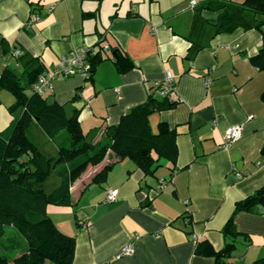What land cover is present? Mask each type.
I'll list each match as a JSON object with an SVG mask.
<instances>
[{
    "label": "crops",
    "instance_id": "0c3cea01",
    "mask_svg": "<svg viewBox=\"0 0 264 264\" xmlns=\"http://www.w3.org/2000/svg\"><path fill=\"white\" fill-rule=\"evenodd\" d=\"M196 8L190 0H0V72L15 69L24 85L35 60L45 71L76 48L109 46L90 78H56L46 95L78 108L82 131H96L94 142L106 125L149 95L162 98L155 86L166 71L172 77L167 98L174 104L148 120L153 132L160 122L175 131L174 162L160 158L146 174L131 158L107 151L72 183L70 206H47L55 226L74 237L72 264H213V257L194 252L196 242L205 240L215 250L230 242L221 230L234 203L264 185V71L249 61L260 47L261 31L237 27L213 33L218 16L225 18L230 7L224 14L202 9L198 19ZM32 15L40 19L26 27ZM189 39L204 44L191 59ZM110 48L125 54L131 66L119 70ZM14 101L0 88L4 135L13 124L8 109ZM233 125L241 126L240 137L223 147V132ZM106 165L111 167L106 179L93 183ZM109 189L116 191L115 199L105 202ZM234 225L239 235L227 262L264 258V211L238 212ZM126 244L133 253L117 256Z\"/></svg>",
    "mask_w": 264,
    "mask_h": 264
},
{
    "label": "trees",
    "instance_id": "16d2710c",
    "mask_svg": "<svg viewBox=\"0 0 264 264\" xmlns=\"http://www.w3.org/2000/svg\"><path fill=\"white\" fill-rule=\"evenodd\" d=\"M228 6L231 12L225 18L218 16L213 33L229 32L237 27L259 29L261 44L249 61L264 71V0H243L238 5L201 2L194 11L195 18H199L197 14L202 9H224V14ZM199 27L204 28L202 24L195 29ZM189 40L187 59L204 47L199 40ZM101 46L89 57L92 67L102 59ZM110 49L119 70L131 66L125 54L116 48ZM23 56L16 58L19 60ZM34 62L35 67L26 74V85L31 87L43 71L41 64L37 60ZM26 85L15 69L5 66L0 72V88L15 98L8 109L13 117L12 127L5 135L0 133V264H72L74 237L55 226L46 212L47 206H70L72 183L87 166L99 164L107 151L118 158H131L146 174L153 172L160 158L174 162L177 154L175 131L160 122L153 132L148 120L152 112L169 108L174 102L167 97L158 99L149 95L145 102L121 115L116 124L106 125L103 136L94 142L96 131H82L78 108L47 100V94L40 95L32 88L27 92ZM260 98L264 102V90ZM33 128L40 131L44 140L34 136ZM110 168V165L104 166L93 176L92 182H103ZM257 208L264 211V185L234 203L221 230L230 242L215 250L207 241H197L194 252L213 257V264H231L226 259L236 249L235 238L239 235L234 216ZM75 222L81 225L77 218ZM249 264H264V258Z\"/></svg>",
    "mask_w": 264,
    "mask_h": 264
},
{
    "label": "built area",
    "instance_id": "2783aa9c",
    "mask_svg": "<svg viewBox=\"0 0 264 264\" xmlns=\"http://www.w3.org/2000/svg\"><path fill=\"white\" fill-rule=\"evenodd\" d=\"M208 1H217V2H227L229 0H190V8H194L198 3L208 2ZM38 15H32L26 22V27H31L35 22L39 21ZM97 48L83 46L72 50L70 53L60 56L54 65L49 69L42 71L36 78L35 82L32 84V90L37 92L40 95H46L50 88L51 83L56 78L67 77L71 75H79L83 78H88L92 71V64L89 60L90 55L96 53ZM109 50L107 44H102L100 51L106 53ZM15 55L19 54V51H14ZM208 83V81H206ZM173 89V81L170 73L165 72L164 79L161 83H157L155 86L156 93L160 97H168ZM118 91L117 88L114 89ZM241 134V126L233 125L227 127L222 136V146L228 147L232 142L236 141ZM237 177H240L241 174L237 172L235 174ZM160 184H163V181H159ZM116 191L107 190L105 197V202H111L115 199ZM133 253V246L131 244L124 245L119 251L117 256L121 255H130Z\"/></svg>",
    "mask_w": 264,
    "mask_h": 264
},
{
    "label": "rangeland",
    "instance_id": "374dc122",
    "mask_svg": "<svg viewBox=\"0 0 264 264\" xmlns=\"http://www.w3.org/2000/svg\"><path fill=\"white\" fill-rule=\"evenodd\" d=\"M40 140H41V137H40ZM56 206V205H55ZM9 234L11 233V231L8 232Z\"/></svg>",
    "mask_w": 264,
    "mask_h": 264
}]
</instances>
